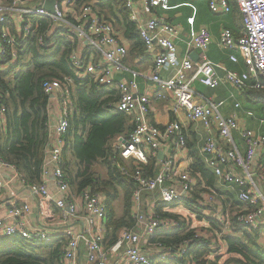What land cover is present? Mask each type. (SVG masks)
Here are the masks:
<instances>
[{
    "label": "built area",
    "instance_id": "2783aa9c",
    "mask_svg": "<svg viewBox=\"0 0 264 264\" xmlns=\"http://www.w3.org/2000/svg\"><path fill=\"white\" fill-rule=\"evenodd\" d=\"M45 1L0 0V55L8 53L9 56L3 69L12 65L25 49L20 43L38 32L41 23L33 18L44 17L49 23L40 34L39 42L44 45L47 38V46L51 47L58 37L72 41L69 60L75 78L89 77L100 86L116 89L117 99L107 107L131 117V131L124 141H117L114 150L124 160H131L133 167L130 173L124 168L122 171L129 173L135 186L131 196L135 226L122 228L116 240L108 244L105 194L70 187L63 167V149L69 127L68 106L71 105L68 86L73 79L65 77L64 82L46 79L42 83L43 92L48 96L49 143L42 161L41 181L29 183L14 165L0 157V168L7 171V180L0 179V190L17 185L26 190L32 200L23 201L17 196L8 199L0 193V207L4 208L0 215V237L50 241L57 235L62 236L66 241L62 249L64 264H79L81 248L87 264H152L181 257L191 239L177 247L149 243L154 234L178 226V219L157 213L156 201L164 205L187 201V207L195 216L206 215L212 209V218L222 227L220 234L234 222L264 233V134L240 128L234 116L223 117L219 112L221 101L201 97L192 87L197 81L216 88L225 79L241 90L252 78L251 87L264 91V0H233L242 15L243 30L237 38L229 29L222 30L219 44L223 48L239 49L248 72L240 74L229 70L223 78L205 55L211 42L205 28H190L185 40L187 47L200 50L199 62L194 63L188 55L179 57L176 46L179 28L156 13L158 9H169L170 0H121L145 49L152 52L148 79L159 91L171 96L173 113L181 112L187 121L200 122L206 129L199 155L215 182L209 191L199 192L198 196H195L197 178L188 170H178L169 152L171 147L179 154L186 150L181 124L174 121L161 129L150 123V96L140 92L137 83L140 73L126 66L125 43L117 29L96 8L97 0L89 3L54 0L53 13L44 7ZM206 1L213 13H227L231 9L228 0ZM193 22V16L187 18L189 25ZM166 68L170 73L163 76ZM156 95L164 97L161 92ZM5 111L6 107L0 104L1 123ZM234 131L238 132L243 149L236 142ZM161 149L168 150V154L159 160L154 173H144L142 166L147 163L148 154L156 156ZM115 153L109 158L112 163L116 162ZM49 177L55 187L52 193L48 187ZM224 191L231 192L235 198L237 207L233 212H224ZM145 193H149V197L143 199ZM31 211L36 214L35 225L29 222ZM185 225L187 229L209 227L206 219L192 225L185 222ZM196 237L198 233H194L193 238Z\"/></svg>",
    "mask_w": 264,
    "mask_h": 264
},
{
    "label": "trees",
    "instance_id": "16d2710c",
    "mask_svg": "<svg viewBox=\"0 0 264 264\" xmlns=\"http://www.w3.org/2000/svg\"><path fill=\"white\" fill-rule=\"evenodd\" d=\"M80 1L89 3L93 0ZM96 2V8L117 29L123 41L130 43V53L144 49L138 30L128 18V11L121 0ZM33 19L41 23L39 30L20 43L25 49L18 54L16 61L3 69L9 56L8 53L0 55V104L6 107L3 129L0 130V157L14 165L29 183L40 182L42 161L49 143L48 96L43 92L42 83L46 79L64 82L65 77H71L73 80L68 88L78 112L76 118L69 121L65 135L63 167L65 172H70L68 168L71 159L66 156L69 150L77 167L74 175L68 173L70 186L76 191L89 188L93 192L105 194L108 211L106 239L111 244L122 228L134 225L131 196L135 186L128 175L133 167L119 153H115L109 143L118 134L129 132L131 126H125L126 117L123 113L107 107L109 102L117 99L116 89L107 90L89 77L82 80L75 78V71L69 60L73 42L58 37L53 43L55 46L48 47L49 40L44 38L42 45L39 36L49 19ZM258 92L264 95V91ZM79 127L80 134L71 141L69 135ZM114 153L116 162L112 163L109 158ZM97 161L103 162L107 168L108 178L105 180H101L92 171V165ZM154 163L155 159H149L148 164L142 166L143 172L153 173ZM122 168L129 173H124ZM193 170L194 174L199 173L213 186V176L201 159L194 163ZM120 193L123 197V211L121 216L116 217L114 202ZM197 193L196 191L195 194ZM224 193L227 196L233 195L228 191ZM148 195L149 193H145L143 196ZM161 205L156 206L157 213L163 217L178 219V226L154 234L151 241L161 242L167 247H177L186 239H191V243L181 257L153 261L152 264H264V247L258 242L260 230L249 229L234 222L220 234L222 227L219 222L200 214L197 217L206 219L209 227L187 229L185 214L173 212L178 205L188 206L187 201L165 204V207ZM178 216L184 218L179 219ZM194 233H198L199 237L193 238ZM65 242L64 237L59 235L50 241L0 237V264H63L62 249ZM224 242L227 249L225 253Z\"/></svg>",
    "mask_w": 264,
    "mask_h": 264
},
{
    "label": "crops",
    "instance_id": "0c3cea01",
    "mask_svg": "<svg viewBox=\"0 0 264 264\" xmlns=\"http://www.w3.org/2000/svg\"><path fill=\"white\" fill-rule=\"evenodd\" d=\"M8 1V0H6ZM10 2V1H9ZM231 9L227 13H213L209 10L207 1L206 0H170V8L167 10H157L156 13L161 18L165 19L169 23L177 26L180 30V34L178 39L176 40L177 52L179 57H183L188 55L194 63H198L200 58V50L187 47L185 40L187 39V33L190 28L199 29L205 28L210 33L211 42L208 48L205 51L206 57L215 64L217 74L220 77H224L226 71H236L237 73H247L248 67L244 56L242 55L241 51L237 48H223L219 44L220 42V35L222 30L229 29L235 38L240 37L242 30H243V21L242 15L237 9V6L233 0H228ZM193 16L194 22L193 25H189L187 23V18ZM125 48L127 52V57L125 64L126 66L134 71H138L140 76L137 77V83L140 92L147 93L150 96V105H149V113L148 118L150 123L153 125L163 129L168 124L178 121L181 124L182 130L186 136V150L182 153H178L177 151L173 150L172 147L170 148L169 152L172 154L174 162L177 163L178 170H188L190 174L197 178V186L195 188V196L199 195V192H207L210 189V185L207 183V180L201 177L199 173L194 174L193 168L194 163L196 161H200V146L203 144L205 136H206V129L200 122H190L187 121L184 115L179 113L172 112V99L171 96L165 91H159L158 88L148 79L150 76L151 71V64H152V52L147 51L144 47L139 52H132L130 53V43L125 41ZM232 57L235 58V61L232 60ZM170 73V69L166 68L163 69L162 75L167 76ZM124 76H128L124 74ZM253 79L250 78L246 81V86L241 90L237 89L225 79L216 87V88H209L206 86L201 85L199 82L194 81L192 83L193 89L197 92V94L204 98H210L214 101H221L222 104L219 107V112L223 117H232L234 116L238 126L240 128H247L252 129L257 132H261L264 134V95H260L261 92L256 91L255 88H252ZM107 89V88H106ZM109 90V89H107ZM161 92L164 97L158 98L156 93ZM257 92V93H256ZM263 93V92H262ZM71 105L68 106L69 111V121L73 120L77 116V106L76 102L73 97H69ZM235 103H239V106L236 107ZM222 108V109H221ZM114 111V110H112ZM126 117L125 126H131V117L124 114ZM3 129V123L0 122V130ZM80 127L79 129H75L70 135L69 138L71 141H74L75 137L80 134ZM130 129V131H131ZM129 131V132H130ZM129 132L120 133L118 136L114 137L109 143L113 148L118 140H122L125 138ZM234 138L236 142L239 144L240 148L243 149L241 139L239 137L238 132H233ZM73 139V140H72ZM65 140V136H64ZM109 144V145H110ZM115 152V150L113 149ZM159 153L162 155L159 156ZM168 154V150H159L156 153V156L152 154H148V161L149 159H155L153 173L155 172L156 167L159 165V160ZM67 158L73 159L74 156L72 153L67 150ZM69 159V158H68ZM131 164V160H126ZM76 166V163L74 162ZM132 166V165H131ZM77 168V167H76ZM69 171V168H68ZM7 172L4 169L0 168V179L6 181L7 180ZM70 173V172H68ZM66 172V175L68 176ZM75 173V172H73ZM212 174V173H211ZM213 176V175H212ZM41 181V180H40ZM215 182V178L213 176V184ZM48 187L49 191L52 193L55 191V187L53 185V181L51 177L48 178ZM71 187V186H70ZM72 190H75L71 187ZM225 192V191H224ZM6 198H13L17 196L23 201L32 202L31 198L27 194V191L24 189H20L17 185H12V188L9 189H2L0 190ZM224 193V212L229 210L233 212L236 207L237 203L233 195L227 196ZM148 196H143V199L148 198ZM160 201H156L154 204V208L156 210V206H160ZM162 207L165 205H161ZM176 207V206H175ZM178 208H174L173 212L175 213H182L185 214L184 221L187 223L198 224L199 218L195 220V216L187 206L178 205ZM4 212V208L0 207V215ZM189 214V217L187 215ZM213 210L210 209L206 215H202L203 217L212 218ZM36 214L34 211H31L29 215V222L32 225L36 224ZM135 223V221H134ZM135 224L132 226L134 227ZM259 244L264 247V233H260L258 238ZM150 245L154 244L151 241V237L149 239ZM226 246L224 242V253L226 251ZM63 262V260H62ZM64 264V263H63ZM79 264H87L85 261L84 251L81 248V254L79 259ZM190 264H197L192 262Z\"/></svg>",
    "mask_w": 264,
    "mask_h": 264
},
{
    "label": "rangeland",
    "instance_id": "374dc122",
    "mask_svg": "<svg viewBox=\"0 0 264 264\" xmlns=\"http://www.w3.org/2000/svg\"><path fill=\"white\" fill-rule=\"evenodd\" d=\"M114 113L118 114L117 112H114ZM68 158L70 159V157H68ZM72 160L73 159H71L70 166H69V171H70L71 175H74L73 172H76L77 168L74 165V162ZM92 171H94L100 177L101 180H105V179L108 178L107 168H106V166H105V164L103 162H99V161L94 162L93 165H92ZM122 198H123L122 194L120 193V196L114 202V209H115L116 217L121 216L122 211H123Z\"/></svg>",
    "mask_w": 264,
    "mask_h": 264
},
{
    "label": "water",
    "instance_id": "95a60500",
    "mask_svg": "<svg viewBox=\"0 0 264 264\" xmlns=\"http://www.w3.org/2000/svg\"><path fill=\"white\" fill-rule=\"evenodd\" d=\"M54 0H46L45 2H44V7L50 12V13H53V4H54ZM123 140V139H122ZM124 141V140H123ZM162 154L161 153H159V156H161Z\"/></svg>",
    "mask_w": 264,
    "mask_h": 264
}]
</instances>
